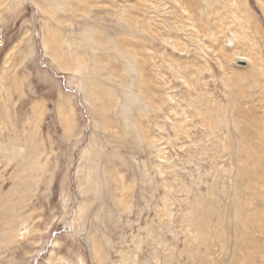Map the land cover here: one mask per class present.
Masks as SVG:
<instances>
[{
  "label": "rangeland",
  "instance_id": "1",
  "mask_svg": "<svg viewBox=\"0 0 264 264\" xmlns=\"http://www.w3.org/2000/svg\"><path fill=\"white\" fill-rule=\"evenodd\" d=\"M57 1L0 0V264H264V0Z\"/></svg>",
  "mask_w": 264,
  "mask_h": 264
},
{
  "label": "bare ground",
  "instance_id": "2",
  "mask_svg": "<svg viewBox=\"0 0 264 264\" xmlns=\"http://www.w3.org/2000/svg\"><path fill=\"white\" fill-rule=\"evenodd\" d=\"M57 1V0H56ZM66 0H63V2H65ZM78 1H82V0H78ZM186 1V0H185ZM201 1V0H200ZM204 1V0H203ZM223 1V0H222ZM228 1H230V0H228ZM58 2V1H57ZM56 2V3H57ZM83 2V1H82ZM184 2V1H183ZM182 2V3H183ZM218 2H220V1H218ZM189 3V2H188ZM210 3H212V2H210ZM187 4V3H186ZM186 4H184L183 3V6L184 5H186ZM192 4V3H191ZM197 4V3H196ZM213 4V3H212ZM181 5V4H180ZM211 5V4H210ZM57 6H61V5H59V3L57 4ZM182 5H181V7H182V10H183V12L184 13H187L188 15H189V13L187 12V10L185 9L186 7H183ZM188 6V5H187ZM191 6V5H190ZM189 7V6H188ZM198 8H199V6H197ZM209 7V6H208ZM208 7H207V9H208ZM75 8V7H74ZM192 9H194V8H192ZM197 9V8H196ZM201 9V8H200ZM212 9V8H211ZM188 10H189V8H188ZM214 11V10H213ZM216 11V10H215ZM205 13V12H204ZM179 14V13H178ZM213 15V12H211V10L210 9H208V11L205 13V20H202V21H199L200 22V24L203 26V25H205V31L207 32V27H208V24L206 23L207 22V20H210V18H211V16ZM176 16H178V15H176ZM180 16V15H179ZM181 18V17H180ZM197 18V17H196ZM185 19V18H184ZM192 19H194V18H192ZM198 19H200V18H198ZM181 20V19H180ZM185 21H187V20H185ZM195 21H196V19H195ZM135 22V21H134ZM189 22V21H188ZM139 25H140V23L139 22H137ZM175 23V22H174ZM192 23V22H191ZM194 24H196V23H194ZM176 25H174V27H175ZM182 26V25H181ZM142 27V29L144 28V25H142L141 26ZM187 27V26H186ZM192 27V26H191ZM194 27H196V26H194ZM183 28V27H182ZM130 29H134V24H132L131 26H130ZM181 29V28H180ZM184 29V28H183ZM175 30H177V29H175ZM130 31V30H129ZM135 31H136V27H135ZM143 32L145 31V30H142ZM195 31H197V28H195ZM201 32H202V35L205 37V36H208L209 37V39L212 41V42H215V41H217V37H216V35H215V33H213V32H210V33H206V32H204V31H202V30H200ZM133 32V31H132ZM134 33V32H133ZM198 33V32H197ZM171 34V33H170ZM191 34V33H190ZM187 37H188V35H187ZM165 38V37H164ZM168 40V39H167ZM242 40H244V39H242ZM199 41V40H198ZM237 41H241V40H239V39H237ZM86 42H90V44L91 45H95L96 43H98V41H95L94 40V38L91 36V33L89 34V35H87V40H86ZM102 42V41H101ZM106 42V41H105ZM180 42V41H179ZM245 42H246V40H245ZM111 44V43H110ZM214 44V43H213ZM73 45V44H72ZM167 45V44H166ZM171 45V44H170ZM221 45V44H220ZM223 45V44H222ZM45 46H46V48H47V44H45ZM113 46L115 47V51L117 52V53H119V55L121 56V57H123L124 59H128L126 62V67H127V69H126V72L127 73H129L128 71L130 70L131 71V69H129L130 68V66H131V64H129V63H132L133 64V66L135 65H138V64H140L139 62V56L137 55V53L136 52H134V51H131V50H127V51H124L123 49H120L119 48V45H117V44H113ZM173 47H175L176 48V50L177 49H181L182 47L180 46V45H178V44H173L172 45ZM171 46V47H172ZM244 46H245V52H247V51H251V45H249L248 43H244ZM92 49H94L93 47H91ZM222 49V48H221ZM200 50H202V49H200ZM187 51V50H186ZM204 51V50H203ZM216 52V51H215ZM220 52V51H219ZM199 53H201V52H199ZM203 53V52H202ZM216 53H218V52H216ZM216 53H215V55H216ZM91 54H92V52H91ZM204 54V53H203ZM206 54V53H205ZM149 57V56H148ZM123 59V60H124ZM221 59V58H220ZM105 61V60H104ZM145 64V63H144ZM94 65V64H93ZM95 67V66H94ZM109 69L111 68V67H108ZM194 68H196V67H194ZM194 68H193V70H194ZM209 67H207V69H208ZM94 70V69H93ZM114 70V69H113ZM200 70V69H199ZM198 70V71H199ZM81 71V70H80ZM85 72H86V70H84ZM195 71V70H194ZM93 72V71H92ZM124 72V71H123ZM96 73V72H95ZM109 73V72H108ZM197 73V72H196ZM192 74H194V73H192ZM198 74H200V73H198ZM93 75V74H92ZM102 76V75H101ZM123 76H126L125 74L123 75ZM103 77V76H102ZM119 77H121V76H119ZM191 77V76H190ZM194 77V76H193ZM198 77V76H197ZM122 79V78H121ZM143 79V78H142ZM112 79H110L109 81H111ZM124 80V79H123ZM144 80V79H143ZM195 80V79H194ZM117 81L119 82V80L117 79ZM122 81V80H121ZM161 81H162V79H161ZM124 82V81H123ZM122 82V83H123ZM143 81H141V83H142ZM197 82V81H196ZM144 83V82H143ZM114 84H116V83H114ZM157 84V83H156ZM123 85V84H122ZM121 85V86H122ZM165 85V84H164ZM188 85H190V84H188ZM129 86V85H128ZM127 87V86H126ZM171 87V86H170ZM130 88V87H129ZM133 88V87H132ZM169 88V87H168ZM110 89H113L112 87L110 88ZM125 89V88H124ZM104 91V90H103ZM111 92H112V90H110ZM141 91V90H140ZM192 91V90H191ZM106 92V91H105ZM110 92V93H111ZM113 92H114V89H113ZM143 93V92H142ZM154 93V92H153ZM108 94V93H107ZM132 94V93H131ZM139 95H140V93H139ZM141 95H143V94H141ZM110 96H111V94H110ZM109 96V97H110ZM134 97V96H133ZM173 97V96H172ZM203 97V96H202ZM208 97H209V95H208ZM136 98V97H135ZM140 98H144L145 99V97H143V96H140ZM105 99V98H104ZM107 99V98H106ZM111 99V98H110ZM118 100V99H117ZM200 100V99H199ZM204 100V99H203ZM211 100V99H210ZM112 101V100H111ZM110 101V102H111ZM113 101H114V99H113ZM143 101V100H142ZM109 102V101H108ZM109 102V103H110ZM146 102V101H145ZM178 102V101H177ZM119 103H120V101H119ZM114 103H111V105H113ZM116 104V103H115ZM193 104V103H192ZM205 104V103H204ZM148 106V103L146 102L145 104H144V106ZM114 106V105H113ZM195 106V105H194ZM176 107H178V106H176ZM180 107V106H179ZM215 107V106H214ZM108 108V107H107ZM158 108V107H157ZM208 108H211V107H208ZM110 110V109H109ZM187 110V109H186ZM196 110V109H195ZM214 110H216V109H214ZM141 111V116L140 117H143V116H146V115H148V112H146V110H144V109H142V110H140ZM183 111H185V110H183ZM201 111V110H200ZM208 111H210V110H208ZM216 113V112H215ZM150 114V113H149ZM197 114V113H196ZM198 115V114H197ZM201 115V114H200ZM196 116V115H195ZM199 116V115H198ZM165 117V116H164ZM186 117L187 116H184V120H186ZM192 117H194V116H192ZM126 118V117H125ZM182 118V117H181ZM199 118V117H198ZM123 120V119H122ZM187 120H189V118H187ZM204 120H206V119H204ZM126 122H129L130 123V121H128V119L126 118V120H125ZM190 121H192V120H190ZM214 121V120H213ZM126 122H124V123H126ZM153 122H155V121H153ZM197 122V121H196ZM150 123V122H149ZM127 124V123H126ZM133 124V123H132ZM209 124H211V121L209 122ZM129 125V124H128ZM176 125V124H175ZM179 125V124H178ZM190 125V124H189ZM180 126V125H179ZM188 126V125H187ZM180 131V130H179ZM185 134V133H184ZM42 159V156H37V154H36V152H34V153H31L30 155H29V158H28V163H27V165L25 166V169H23V173H25L26 175H27V179L28 178H30V179H32L33 180V182L32 183H26V186H27V193H25V191H23V190H25V189H19V188H17V185L16 186H14V188L12 189V191L10 192V193H8V194H3V189H4V182H0V250H3V249H6V248H9L10 246H15V245H17L18 243H19V241L22 239V237L24 238L25 236H26V234L28 233V235H30L31 234V229H29V231H28V227L29 226H32L33 224L31 223L30 224V221H32L33 222V220L30 218V216H27V214L26 213H24L23 211H24V209L26 208L25 207V202H26V200H27V196H26V194L27 195H29V193H31V192H33L34 191V187H35V181L39 178V175L40 174H42V173H44V172H46L47 171V168H48V163H47V161H42L41 160ZM18 174H21V173H18ZM17 174V175H18ZM15 178H18V180H19V184H21V182H24L25 180H24V178L22 177V176H20V175H18V176H15ZM3 184V185H2ZM18 186H20V185H18ZM21 187V186H20ZM28 189H29V191H28ZM25 193V194H24ZM200 209V208H199ZM201 213V212H200ZM204 213V212H203ZM204 215V214H203ZM196 216V215H195ZM36 229V228H35ZM35 229H34V231H35ZM33 231V232H34ZM25 240V239H24ZM16 249V248H15Z\"/></svg>",
  "mask_w": 264,
  "mask_h": 264
}]
</instances>
